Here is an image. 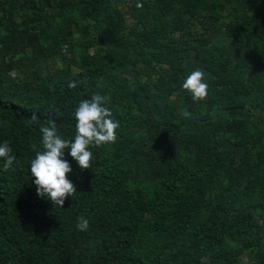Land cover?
<instances>
[{
	"label": "trees",
	"instance_id": "obj_1",
	"mask_svg": "<svg viewBox=\"0 0 264 264\" xmlns=\"http://www.w3.org/2000/svg\"><path fill=\"white\" fill-rule=\"evenodd\" d=\"M46 1L0 0V144L16 157L8 171L0 159V264H264V0H57L55 14ZM29 32L48 48L28 50ZM56 55L67 67L43 75ZM196 69L202 101L182 88ZM93 94L117 141L90 149V169L65 150L77 191L54 207L32 146L49 118L74 138Z\"/></svg>",
	"mask_w": 264,
	"mask_h": 264
},
{
	"label": "clouds",
	"instance_id": "obj_2",
	"mask_svg": "<svg viewBox=\"0 0 264 264\" xmlns=\"http://www.w3.org/2000/svg\"><path fill=\"white\" fill-rule=\"evenodd\" d=\"M135 6L143 7L139 0ZM76 86L77 82H69L70 88ZM182 88L191 94L193 101L205 100L208 95L205 73L200 69L191 71L183 80ZM108 99L104 95L93 94L91 99L80 101L73 114L75 132L72 139H65L59 134L54 118H49L46 125L39 128L40 150L36 149V145L32 146L35 156L30 161V175L37 194L51 201L54 207H64L65 200L77 191L74 183L68 178L72 167L65 158V150L81 170L90 169L93 156L90 149L117 141L116 130L119 128V121L112 118L111 110L105 106ZM29 122L38 123L36 113L31 115ZM0 159L4 160V171L13 168L16 157L7 141L0 144ZM76 228L79 231H87L89 219L79 216Z\"/></svg>",
	"mask_w": 264,
	"mask_h": 264
},
{
	"label": "rangeland",
	"instance_id": "obj_3",
	"mask_svg": "<svg viewBox=\"0 0 264 264\" xmlns=\"http://www.w3.org/2000/svg\"><path fill=\"white\" fill-rule=\"evenodd\" d=\"M48 3L49 2L46 1L45 5L46 6L47 5H51V6H48V7L50 8L51 13H54L55 14L56 11H57V8H58L57 7L58 6L57 0L54 1V2H52V3L51 2L49 4ZM120 7H122L121 10L124 11V13L126 14L125 17L127 18V27L128 28L129 27H132V25L134 24L135 21L133 22L132 14H131V12L129 10V7L128 6H125V5L122 6V4L120 5ZM7 15L8 16H14V14L11 13L10 11L7 12ZM19 15H22V13L19 14ZM15 17H17V21L18 22L21 21V17H18V15H15ZM60 21H61L60 18H56V19L51 20V23L55 26V24H58ZM54 29L55 28L53 27L50 30L53 31ZM3 34H4V31H2L0 29V38L2 37ZM90 34L91 35H94V36L96 35L95 32H91ZM127 35H128L127 32L121 33V36H123V37H126ZM180 35H181V33H177V36H180ZM38 37H39L38 34H34V32H29V39H28V42H29V46L28 47H29V49L28 50H31L33 53L48 48V45L51 43L50 41L42 40V39H40ZM180 38H182V36ZM91 50H92V53H96L97 52L95 48H92ZM63 52L66 53L67 51H64V49H63ZM0 56H1V54H0ZM20 57H22V55ZM26 57L28 58L26 61H28L29 60L28 55H26ZM71 57H72L71 54H67V56H66L67 59H69V58L71 59ZM18 58H19V56H18ZM31 63L32 62H29L28 66ZM28 66L25 68L26 71H29L30 72V70H32V71L35 70V69H33L31 67H28ZM32 66L33 67H39V66H35L34 64H32ZM40 67H42V69H43L42 74L43 75H47L48 73L49 74L50 73L54 74L56 71H59V70L65 68V67H67V64H66V60L64 59V57L62 55H56V56L52 57L50 60H48V61H43L42 60V64H41ZM73 69H74V71H73L74 73H79V72H76V71H78L76 69V67H73ZM9 74L12 75L15 78L18 77V76H21L18 73V71H15V70L14 71L11 70L9 72ZM153 78H156V77L153 76ZM126 79L134 80V78H131L129 76L126 77ZM173 99L183 101L182 98H181V96H178L176 93L173 94ZM257 123L259 125H262L261 124L262 121H257ZM246 262H247V259L246 258H244V257L241 258L240 264H243V263H246Z\"/></svg>",
	"mask_w": 264,
	"mask_h": 264
}]
</instances>
